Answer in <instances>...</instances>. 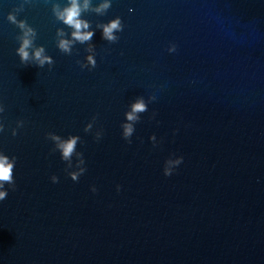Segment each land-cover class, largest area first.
<instances>
[{
	"label": "water",
	"instance_id": "95a60500",
	"mask_svg": "<svg viewBox=\"0 0 264 264\" xmlns=\"http://www.w3.org/2000/svg\"><path fill=\"white\" fill-rule=\"evenodd\" d=\"M20 2L0 0V151L17 158L0 201V264H264V0H112L103 16L82 14L93 28L124 25L116 43L95 29L91 70L76 63L86 45L56 47L55 29L70 30L45 0L17 18L54 64H21L6 19ZM149 93L157 100L128 144L123 114ZM94 114L99 142L83 131ZM46 132L81 137L77 182ZM169 155L183 163L166 177Z\"/></svg>",
	"mask_w": 264,
	"mask_h": 264
},
{
	"label": "clouds",
	"instance_id": "9594fccd",
	"mask_svg": "<svg viewBox=\"0 0 264 264\" xmlns=\"http://www.w3.org/2000/svg\"><path fill=\"white\" fill-rule=\"evenodd\" d=\"M32 0H21V2L6 14V19L19 29L16 35L18 47L15 48V53L19 57L20 63L23 65L34 64L42 68L47 64L50 68L54 64L52 56L46 54L43 45L35 44L37 32L34 27L29 25L26 20L18 19L17 14L24 10L25 4H30ZM50 3L51 12L55 20L61 22L70 31L66 32L64 27H57L55 29V43L56 47L64 54L71 55L73 53L74 45H86L85 56L83 60H76V63L81 69H93L97 66L95 59L96 49L92 44V38L95 34V29L101 30L102 38L108 43H116L119 40L117 33L122 32L124 25L119 16H115L107 22L98 21L95 28L92 27L91 21L82 17L84 13H95L98 16H103L112 6V0H64V3L58 0H45ZM131 11V10H130ZM177 49L175 43H169L167 51L174 53ZM122 54V53H121ZM157 100L155 93H149L147 99L143 95L135 97L129 102L127 110L124 112V119L120 122L121 136L128 144L132 143L131 137L135 132V124L141 119L142 113L148 112V104ZM5 111V106L0 103V113ZM156 116L153 110L149 116L154 119ZM97 116L94 114L90 120L84 124L83 131L85 133H92L93 139L99 142L103 136V129L97 128L93 130L96 123ZM25 121L17 119L15 127L10 129L11 135H17V129L24 127ZM5 124L0 120V133L4 132ZM176 130L174 129L173 132ZM46 139L52 142L51 151L59 152L60 159L64 162V171L67 176L74 182H77L86 172V161L84 154L77 150V144L83 143L79 135L69 134L66 138L58 135L55 132H46ZM148 139L152 142L153 147L159 143L156 135L150 134ZM16 156L9 157L0 151V201H3L8 196V190H15L14 168L16 163ZM183 163V157L180 155H169L165 158L162 166L164 176H171L176 168ZM49 179L52 183H58L59 178L52 174ZM7 185V188L5 187ZM90 191L95 193L97 188L95 185H90ZM116 191L121 190V185L117 184Z\"/></svg>",
	"mask_w": 264,
	"mask_h": 264
}]
</instances>
